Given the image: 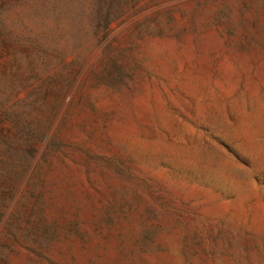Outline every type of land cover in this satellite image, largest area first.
I'll return each mask as SVG.
<instances>
[{
    "label": "rangeland",
    "instance_id": "rangeland-1",
    "mask_svg": "<svg viewBox=\"0 0 264 264\" xmlns=\"http://www.w3.org/2000/svg\"><path fill=\"white\" fill-rule=\"evenodd\" d=\"M0 264H264V0H0Z\"/></svg>",
    "mask_w": 264,
    "mask_h": 264
}]
</instances>
